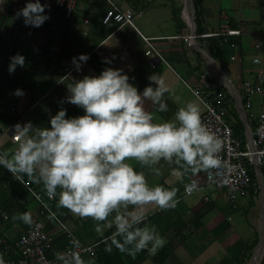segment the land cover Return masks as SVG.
I'll return each mask as SVG.
<instances>
[{"label":"crops","instance_id":"0c3cea01","mask_svg":"<svg viewBox=\"0 0 264 264\" xmlns=\"http://www.w3.org/2000/svg\"><path fill=\"white\" fill-rule=\"evenodd\" d=\"M188 1L117 0L124 9L133 11L137 29L152 39L160 50L164 60L155 58L150 63L145 57L147 45L136 29L103 22L108 9L104 0H66V4L73 3L70 16L66 4L60 7L56 0H47L51 7L45 11H50V19L39 27L26 25L23 17H16L17 9L25 5V0H0V151L11 153L17 146L18 143L11 141L12 126L17 121L30 120L36 125L49 126L48 110L54 115L60 107L66 108L69 116L83 114L84 110L78 105L62 102L68 94L67 84L85 74H99L105 67L123 68L130 82L141 91L146 85L154 84L148 79L151 73L163 75L173 91L172 95L165 94L168 110L160 111L151 100H145V107L153 112L158 122L172 118L176 109L188 100H196L204 112L203 104L184 83L191 88L204 89L205 82L210 81L208 59L203 52L221 65L235 86L249 80L259 69L264 74V0H202V34L216 33L224 25L242 32L237 36L235 49L225 47L221 49V56L215 58L211 38H198L201 51L190 48L183 38L187 26L182 10ZM188 13L185 12L184 17L191 22L192 18L186 16ZM17 52L25 55V64L9 73V59ZM80 53H87L90 58L82 62V71H77L72 58ZM231 56H235L234 61ZM106 57L112 61L110 64L104 59ZM257 57L261 58V65L253 64ZM16 88H22L25 94H14ZM252 101L251 111L257 116L261 98L253 96ZM133 163L145 172L150 184L160 183L178 189L176 207L160 209L149 204L145 208L148 222L157 227L167 242L155 253L145 249L135 257L121 252L115 245L108 251L106 244L111 241L105 238L114 229H105L101 235L95 230L96 221L91 217H81L65 207H58L56 200L55 212L74 234L84 244L98 243L95 258L83 256L90 264H107L112 257H117L116 264H241L250 246L246 241L250 224L243 216L242 221L235 218V214L247 207L245 201L251 195L250 189L233 206L225 192L206 185L208 170L189 172L181 179L172 172L178 165L162 160L156 165L161 168V174L157 175L150 166ZM22 178L27 185L0 166V238L16 242L32 224L13 219V216L30 211L34 221L43 222L51 238L50 254H58L70 240L53 220L39 216V206L29 187L38 190L43 184L27 174H22ZM193 182L200 189L188 196L186 185ZM251 196L258 197L255 191ZM248 200L253 201L251 197ZM12 256L17 258L19 254L6 256V261Z\"/></svg>","mask_w":264,"mask_h":264},{"label":"clouds","instance_id":"9594fccd","mask_svg":"<svg viewBox=\"0 0 264 264\" xmlns=\"http://www.w3.org/2000/svg\"><path fill=\"white\" fill-rule=\"evenodd\" d=\"M50 7L47 0H25L16 17H23L26 25L39 27L50 19V11H45ZM89 58L87 53L74 56L76 70L82 71V62ZM25 60L24 54H13L9 73L23 66ZM148 79L154 84L141 91L130 82L123 68L110 66L99 74L73 79L67 84L68 94L62 102L78 105L83 114L69 116L67 109L60 107L54 115L48 110L49 126L30 120L18 122L12 134L17 146L11 153L0 151V166L19 180L27 174L42 183L49 198H58V207L91 217L101 235L105 229H114L105 238L111 241L106 244L107 250L112 251L115 245L133 257L145 249L155 253L167 242L148 222L146 206L155 204L168 209L178 204L176 187L150 184L145 172L138 170L133 161L150 166L157 175L161 168L156 165L162 160L178 165L172 172L182 179L189 172L219 167L224 145L221 136L202 119V108L196 100L186 101L172 118L158 122L145 107V100H151L160 111H167L165 94L172 95L173 91L159 72L151 73ZM14 94L25 92L16 88ZM257 132L264 136V124ZM195 190V182L186 185L187 193ZM13 219L34 223L30 211L16 213ZM72 245L57 254L60 264H90L76 250L79 241L73 239ZM0 264H8L3 253Z\"/></svg>","mask_w":264,"mask_h":264},{"label":"built area","instance_id":"2783aa9c","mask_svg":"<svg viewBox=\"0 0 264 264\" xmlns=\"http://www.w3.org/2000/svg\"><path fill=\"white\" fill-rule=\"evenodd\" d=\"M104 1L108 5V9L103 18L105 24L116 22L121 26H132L138 31L147 45V50L145 52L147 60L150 63H152V59L155 58L164 60L160 50L153 43L152 39L145 37L137 29L132 10L124 9L117 0ZM55 3L57 6L62 7L65 6L66 0H56ZM66 7L67 14L70 16L73 3L68 2ZM189 7L188 2L184 4L182 18L187 26V33L183 38L190 48L201 51L198 43L199 37L206 39L213 37L217 40L224 38V41L219 45L221 49L225 47H230L232 49L236 48V44L230 43L228 38L240 36L242 34L241 30L232 29L228 25H224L220 31L216 33L199 35L197 33L195 15L192 17V13L190 14L192 18L191 22L184 17V13ZM256 47L259 48L260 46L257 45ZM203 53L208 59L210 81L205 82L204 89L191 88L185 81L184 83L203 104L204 112L202 113V119L212 130L216 131L224 141L223 149L220 153L222 163L219 167L206 172V185L212 186L217 191L225 192L233 206H235L238 198L249 189L254 181L250 174V171L253 170L256 187L255 194L261 197V201H264V136L257 132L259 126L264 124V119H262V114H264L263 71L261 69L255 71L252 73L249 80L242 82L239 86H235L227 78L222 67L216 64L211 58H208L205 52ZM230 59L234 61L235 56H231ZM261 62V58H259V62H256V58L253 59V64L255 65H261ZM169 67L171 68L170 65ZM196 94H198V96ZM253 96H259L261 98V110L257 116L251 111ZM232 110L237 113L243 125V137H239L235 134L233 122L227 119V116ZM18 122L19 121L15 122L12 126L13 133L15 131V125ZM254 122L256 123L255 126ZM11 141L13 143H18L13 135ZM8 171L11 173L10 170ZM13 176H15V174H13ZM20 181H23L22 177ZM23 183L27 185L24 181ZM29 189L39 206V216L53 220L70 240L69 245L60 253L72 248V241L75 239L79 241V247L76 250L80 252L82 257L87 256L91 259L95 258L97 255L98 243L92 245L84 244L77 235L74 234L54 210L53 204L57 199L49 198L44 188L36 190L29 187ZM199 189L200 187L197 186V190ZM195 191L190 194L186 192V195L189 196ZM206 200H208V198H206ZM0 245L3 247L4 255L9 256L17 252L20 256L17 262L9 260L7 261L8 264H60V261L57 259V254H50L51 238L46 232L43 222L40 220H35L34 223L20 235L16 242L11 243L4 238H0ZM253 263L264 264V254L255 262H253L252 259L251 264Z\"/></svg>","mask_w":264,"mask_h":264},{"label":"rangeland","instance_id":"374dc122","mask_svg":"<svg viewBox=\"0 0 264 264\" xmlns=\"http://www.w3.org/2000/svg\"><path fill=\"white\" fill-rule=\"evenodd\" d=\"M188 4L191 10L187 9L188 11L186 10L185 12H189L188 14L192 13V17H194V15L195 17H197L196 11L193 8L194 4L191 3L190 0L188 1ZM248 197H251V199H253L251 203L248 200ZM248 197H246L245 201L247 207L240 209V211L235 214V218L242 221L241 217L243 216L244 221L250 224V232H247L246 234V241H249L250 246H248V249L243 255L241 264H251L252 259L257 254L258 248L261 243L262 250L260 257L264 254V201H261V197L253 198L251 195ZM260 257H258L257 259H259Z\"/></svg>","mask_w":264,"mask_h":264},{"label":"trees","instance_id":"16d2710c","mask_svg":"<svg viewBox=\"0 0 264 264\" xmlns=\"http://www.w3.org/2000/svg\"><path fill=\"white\" fill-rule=\"evenodd\" d=\"M193 4H194V8L196 11V27H197V33L198 34H202L203 33V25H202V11H201V2L202 0H192ZM232 27H235L234 25H232ZM212 40H210V42L212 43V46L215 48V52L213 53L214 58L217 56H221L222 54V50L220 48V43L224 41V38H220V40H217L215 38H211ZM230 43H235L237 44L238 39L237 37H229L228 38ZM223 65V64H222ZM221 66V65H220ZM227 119L231 120L233 122V127H234V131L235 134L239 137H243V125L240 122L237 113L235 111H231L230 114L227 116ZM250 174L252 176V178L254 179V181L252 182L251 186L249 187L250 189V194L254 195V191H255V176L253 173V170L250 171ZM3 252V247L0 245V253ZM4 256V255H3ZM20 256L16 257H11V260L17 261V259ZM5 258V257H4ZM6 259V258H5ZM116 260L117 257H112L109 259V262H107V264H116Z\"/></svg>","mask_w":264,"mask_h":264},{"label":"bare ground","instance_id":"6f19581e","mask_svg":"<svg viewBox=\"0 0 264 264\" xmlns=\"http://www.w3.org/2000/svg\"><path fill=\"white\" fill-rule=\"evenodd\" d=\"M186 16H187L188 19L191 20V17H190L189 14H186ZM261 250H262V248H259V250L257 251V254H256V255L254 256V258H253V262L257 261V258L260 257V255H261Z\"/></svg>","mask_w":264,"mask_h":264}]
</instances>
